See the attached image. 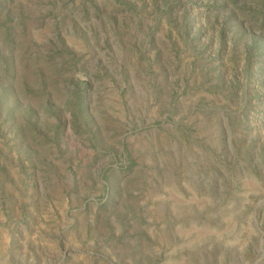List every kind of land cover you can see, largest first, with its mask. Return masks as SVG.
Returning a JSON list of instances; mask_svg holds the SVG:
<instances>
[{
	"label": "rangeland",
	"instance_id": "rangeland-1",
	"mask_svg": "<svg viewBox=\"0 0 264 264\" xmlns=\"http://www.w3.org/2000/svg\"><path fill=\"white\" fill-rule=\"evenodd\" d=\"M0 264H264V0H0Z\"/></svg>",
	"mask_w": 264,
	"mask_h": 264
}]
</instances>
